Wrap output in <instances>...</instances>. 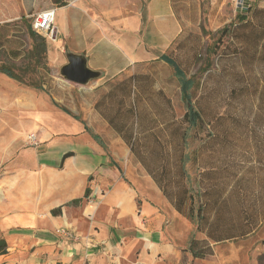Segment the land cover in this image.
Masks as SVG:
<instances>
[{
  "label": "crops",
  "instance_id": "0c3cea01",
  "mask_svg": "<svg viewBox=\"0 0 264 264\" xmlns=\"http://www.w3.org/2000/svg\"><path fill=\"white\" fill-rule=\"evenodd\" d=\"M65 1L54 6L51 66L60 67L70 50L84 54L102 74L87 85H67V105L43 85L15 88L13 96L0 91V238L7 244L0 264H225L107 118V94L155 61L181 33L186 9L198 12L199 0ZM20 2L25 13L33 4ZM154 17L165 25L158 43L149 37ZM168 80L180 97L173 70ZM134 89L139 86L132 77ZM192 236L208 240L215 251L211 259L192 257Z\"/></svg>",
  "mask_w": 264,
  "mask_h": 264
},
{
  "label": "rangeland",
  "instance_id": "374dc122",
  "mask_svg": "<svg viewBox=\"0 0 264 264\" xmlns=\"http://www.w3.org/2000/svg\"><path fill=\"white\" fill-rule=\"evenodd\" d=\"M246 5L251 8L244 23L236 21V14L244 9L236 8L234 0H199L197 13L190 5L186 9L187 22H182L184 27L179 36L162 53L156 54L154 62L140 66V73H144L145 68L152 75L148 74L145 83L141 81V87L148 90L140 93L139 105L143 113H148L149 109L156 118L172 112L174 120L182 122L185 110L184 102L168 80L172 69L160 59L161 55L175 59L185 73L196 80L191 91L192 102L200 110L204 125L192 131V161L187 170L193 184L199 187L201 200L210 204L209 209L220 208V213L212 211L208 216L212 230L221 236L231 235L229 239L211 242L212 249L222 256L225 264H264V0H246ZM47 7H51L48 0H33L25 13L20 0H0V64L10 66L25 82L40 81L44 90L62 97L67 105L66 86L73 83L58 77L59 66L52 67L47 58L55 55L51 37H45L48 55L46 52L38 65L30 54L32 40L26 23ZM22 15L24 19L20 20ZM161 20L154 17L149 31V37L157 43L163 37L159 36L158 29L165 26ZM230 21H234L231 34L222 38L220 48L211 57L210 68L200 71L207 46L217 37L216 32ZM154 48L158 50L159 45ZM20 87L35 89L0 73V91H11L13 96L15 88ZM2 105L5 104L0 98V116L5 114ZM112 107L109 106V113L114 112L117 105ZM142 119L140 117L134 125L133 158L147 172L166 164L171 169L169 177L173 178L170 185L179 189L184 180L175 159L179 155V144H172L171 157L157 153L169 145L164 134L169 138L178 131L165 127L159 142L151 135L146 136ZM208 131L216 135L209 139L211 142L205 141ZM125 144L130 149L126 141ZM217 189H221L228 204L224 200L217 205ZM245 216L252 218L251 231L246 235L243 233Z\"/></svg>",
  "mask_w": 264,
  "mask_h": 264
},
{
  "label": "trees",
  "instance_id": "16d2710c",
  "mask_svg": "<svg viewBox=\"0 0 264 264\" xmlns=\"http://www.w3.org/2000/svg\"><path fill=\"white\" fill-rule=\"evenodd\" d=\"M51 7L54 8V6H61L66 3L65 0H50ZM251 6L246 5L243 8L242 12L239 14H236V21L239 23H244L247 21V14L250 11ZM48 9L47 8H43ZM40 10V11H42ZM38 11V12H40ZM36 12V13H38ZM35 13V14H36ZM34 14V15H35ZM20 20L24 19V16L22 15ZM31 21L26 23L27 32L32 40V45L30 48V54L34 58L35 64H39L41 59L46 57L47 52V44H46V38L37 33L35 30L32 29ZM234 25V21H230L229 23H226L223 25L217 32H216V38L215 40L207 46L206 48V58L204 62L200 65L199 69L202 72L207 71L211 64H212V55L214 56L218 49L220 48V45L222 44V38L229 36L232 32V26ZM160 59L165 61L173 70V75L177 79L179 87H180V97L181 100L185 104V110L182 117V122L174 120L173 113L169 116H163L159 115L158 118L155 117V114L153 115L149 109H147L148 113H143V109L141 110V107L139 105V99H140V93L146 92L148 89L145 87H141V81L145 83L146 78L148 74L146 73H140L137 76H130L127 78H123L118 85V88L115 92L107 94L108 97V105H117L114 112H108L110 114L108 118V123L111 127H113L121 136L122 138L129 144L130 150L133 151V141H134V125L135 123L140 119V117L144 118L142 119L141 126L144 127V131L146 132V136L151 135L155 139H157L159 142L162 141V130L165 129V127H170L169 131H178L176 135H171L169 138H167L164 134V139H166V142L169 143V145H166V147L163 150L157 151L160 155L163 157H171L172 153L174 151L172 150V144L178 143L179 144V155L178 157H175L177 160V163H179V170L181 173V177H183V182H181L180 188L176 189L174 184L170 185V182H172L173 178L169 177L170 168L166 167V164L155 166V170L153 171L150 169L148 172L150 176L155 180L157 185L160 187L163 194L170 199L176 206V208L185 213L187 217L196 225L197 231H202L206 235V237L211 240L212 242H219L221 240H226L231 237V235L221 236L220 233L217 231L212 230V224H210L208 221H211V219H208V216L210 213L219 212L220 208H215L213 210V207L209 209L210 204L204 203L201 200V193L199 191V187L193 184V181H191V174L188 172V164L190 161H192V155H191V149H190V139L192 137V131L199 129L204 125V120L202 118V114L200 110L194 105L192 102V88L196 84V80L193 76H188L185 71L179 66L177 61L168 55H161ZM0 73L5 74L9 78H12L16 81H18L20 84L25 86H30L33 88H42V83L40 81L38 82H25L19 74H17L10 66L5 64H0ZM132 77L134 79V85L139 86V91L134 89V93H131L130 85L132 83ZM143 79V80H142ZM149 88V86L147 85ZM106 96V95H105ZM104 101L102 100V104ZM100 104V103H99ZM98 105V103L96 104ZM111 105V107H112ZM123 105H127L126 107H123ZM113 108V107H112ZM169 108L171 109V106L169 105ZM145 109V108H144ZM87 131L91 134V136L101 145V147L104 150H107L105 144L100 139V137L93 133L91 130L87 129ZM226 136V135H224ZM216 135L212 133L211 131H208L207 137L205 138V141L210 138H215ZM208 142H211L210 140ZM155 172L157 175H155ZM166 176H168L167 181L169 182V185L166 181ZM221 189H217L216 191V202L217 205L221 202L220 201H226L228 204V199H225V197L221 194ZM88 189L86 190L87 194ZM79 200L76 199L73 202H78ZM253 202V201H252ZM246 203V201H245ZM208 209V213H207ZM247 216V215H246ZM245 216V217H246ZM247 218V219H246ZM244 221V235H246L248 232L251 231V223L252 218L246 217ZM214 229V228H213ZM7 250V244L4 239L0 238V254L6 253ZM189 251L192 255V257L202 258L206 254L211 253V246L209 245L207 240L199 241L195 240L192 236L189 242Z\"/></svg>",
  "mask_w": 264,
  "mask_h": 264
},
{
  "label": "water",
  "instance_id": "95a60500",
  "mask_svg": "<svg viewBox=\"0 0 264 264\" xmlns=\"http://www.w3.org/2000/svg\"><path fill=\"white\" fill-rule=\"evenodd\" d=\"M64 57L65 63L58 68L57 72V76L64 80L78 85H87L91 80L99 78L102 74L100 70L88 66L87 58L82 53L66 50Z\"/></svg>",
  "mask_w": 264,
  "mask_h": 264
},
{
  "label": "built area",
  "instance_id": "2783aa9c",
  "mask_svg": "<svg viewBox=\"0 0 264 264\" xmlns=\"http://www.w3.org/2000/svg\"><path fill=\"white\" fill-rule=\"evenodd\" d=\"M246 0H234L236 8L242 10L245 7ZM54 8L44 9L36 13L31 21L32 29L44 37H51L53 34ZM28 139L37 144L35 134L30 133ZM57 233L65 237H74L73 233L67 229H57Z\"/></svg>",
  "mask_w": 264,
  "mask_h": 264
}]
</instances>
